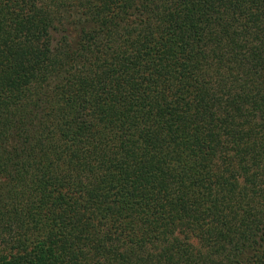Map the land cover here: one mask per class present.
I'll list each match as a JSON object with an SVG mask.
<instances>
[{
	"label": "trees",
	"instance_id": "trees-1",
	"mask_svg": "<svg viewBox=\"0 0 264 264\" xmlns=\"http://www.w3.org/2000/svg\"><path fill=\"white\" fill-rule=\"evenodd\" d=\"M0 264H264V0H0Z\"/></svg>",
	"mask_w": 264,
	"mask_h": 264
}]
</instances>
